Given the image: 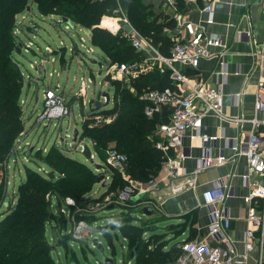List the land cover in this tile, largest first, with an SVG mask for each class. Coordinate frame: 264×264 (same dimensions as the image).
<instances>
[{"label":"built area","instance_id":"1","mask_svg":"<svg viewBox=\"0 0 264 264\" xmlns=\"http://www.w3.org/2000/svg\"><path fill=\"white\" fill-rule=\"evenodd\" d=\"M185 1L195 4L196 0ZM177 3L178 0H162L164 8L175 10ZM202 11L206 14L205 25H211L213 17L211 8L206 6ZM174 18L184 36L176 39L169 49L168 55L163 56L151 42L143 40L136 33L123 12L120 0H115V8L111 15L106 16L101 22V26L104 23L102 29L111 31L108 26H105V23L113 21L116 25L115 33L120 32L117 35L127 41L137 53L144 54V56L146 54L147 57L145 56L146 58L139 61L115 64L112 66L111 77L115 80L127 76L130 81L133 77L154 68L155 63L158 64L157 70L161 74L169 72V77L173 82L172 87L160 90H143L139 98L145 102L143 114L149 120L153 119V114L161 107L168 106L172 109L168 121L160 122L154 131V137L157 140L154 147L165 157L160 166L161 172L164 173L162 184L182 178V184L175 191H180L182 187L193 188L195 177L199 172L209 168L222 167L238 158L244 159L247 174L242 177V181L248 190L242 198V203L245 208V222L249 225V229L243 234V253L234 254L224 238V232L229 226L230 219L227 210L224 207H218L227 197L224 183L218 179L203 193L202 198L206 205L218 207L212 208L210 211V220L205 228L206 237L208 240L221 241L222 245L210 246L204 242L182 243L178 246L180 254L174 262V264H243L249 252L254 248L260 251L264 246V46H260L251 55L252 64L244 76L247 79L255 75L251 115L249 118L229 117L223 113V95L219 89L206 87L201 81L195 80L197 78L194 76L190 80L176 68V65H179L195 70L201 60H207L214 56L222 57L224 55L222 49L216 54L210 52L211 48L220 49V42L215 38L206 37L201 26L182 21L179 14H175ZM248 37V34L243 35L246 41ZM218 66V75L223 83L228 74L221 61H218ZM232 75L237 76V72H233ZM243 94L244 89H241L232 95L234 106L238 105ZM67 113L68 107L63 95L57 93L56 89H46L43 92L42 110L35 120L38 124H42L63 118ZM207 116L215 118L220 123L233 125L239 130L246 125L248 131L237 140L226 138L222 130L213 136H208L202 128V120ZM187 134L189 141L196 140L201 149L197 166L189 173L180 167L183 161L191 157L188 150L182 148V140ZM218 140H223L226 143L227 149L230 151L229 157H224L221 154L210 155V146H214ZM169 152H172L173 156L169 155ZM105 163L107 167L100 169L98 173L103 175L104 180L108 182L110 180L108 171L110 169L122 171L126 163V156L111 150L107 153ZM248 175L258 176V180L248 181ZM157 185L154 180H149L148 184L128 181L118 193L116 203L128 206L132 200L136 199L139 202L138 207L147 205L148 202L144 201V197ZM106 204L107 206L112 204V199L108 198ZM63 205L65 208L59 209V213L64 218L67 217V225L71 226L67 234L75 241H89L90 244L94 239L98 241V237L96 235L97 238L94 237L93 234L100 235L99 228L94 231L92 223L84 219L90 216L81 214L79 208L73 216L66 213L70 207L75 205L71 198L64 200ZM103 206V204H99L97 211H102ZM147 207L142 208L148 209ZM91 248H96V245L91 244Z\"/></svg>","mask_w":264,"mask_h":264},{"label":"trees","instance_id":"2","mask_svg":"<svg viewBox=\"0 0 264 264\" xmlns=\"http://www.w3.org/2000/svg\"><path fill=\"white\" fill-rule=\"evenodd\" d=\"M28 4L35 6L42 16H61L89 29L92 33L91 43L104 53L116 49L117 43L122 44L120 57L110 54L115 61L129 63L142 59V54L137 53L124 39L93 28L102 16L111 15L115 0H0V161L5 163L14 156L11 154L13 146L23 131L19 106L23 78L14 61V55L18 52L15 35L17 24L14 19ZM122 5L132 24L167 56L173 42L165 35L164 30L173 28L172 21L152 12L150 5L144 0H123ZM107 26L111 31L116 29L113 21H109ZM168 75L167 72L159 75L158 71H148L130 79L129 86L136 92L172 87L173 82ZM133 95L128 89H124L120 102L111 110L101 112L102 116L112 115L111 122H91L83 128L82 138L90 140L98 148L109 147L126 156L122 170L126 179L117 182L114 178L109 180L111 184L107 182V194L112 185L125 186L130 180L145 182L154 177L164 159L163 154L154 147L157 141L154 137L157 124L144 116L145 102ZM48 152L40 159L53 173H58V181L55 178L44 179L35 171L26 169L25 179L13 193L10 202L2 200L5 181L0 184V209L4 207V211L0 213V264H55L51 256L52 247L45 236L46 228L50 226L53 231H60L61 234L63 219L61 221L53 216L50 208L52 198H73L79 204L81 214L90 212L86 210V199L96 183L97 175L56 148ZM114 171L122 172L117 169ZM108 173L113 175L110 170ZM114 224L128 240L130 247L141 245L142 229L128 221ZM112 225L104 227L107 229L103 233L108 240L111 238L108 233L114 232ZM53 240L52 242H59V239ZM97 245L95 249L98 250ZM81 249L84 251L83 245ZM174 257L176 255L172 253L169 259H175Z\"/></svg>","mask_w":264,"mask_h":264},{"label":"rangeland","instance_id":"3","mask_svg":"<svg viewBox=\"0 0 264 264\" xmlns=\"http://www.w3.org/2000/svg\"><path fill=\"white\" fill-rule=\"evenodd\" d=\"M122 1L120 0L121 5ZM123 12L136 33L143 40L150 42L132 24L124 7ZM105 18L106 16H102L98 24L93 28L104 30L112 36L120 34V32L115 33L116 31L102 29L104 28L102 27L104 23L101 26V22ZM14 23L17 24L15 35L17 36L16 47L18 50L14 55V61L17 63L23 78L20 95V114L23 131L19 134L13 146L11 154L14 156L6 163L0 161V184L5 181L3 183L5 187L3 189L2 200L6 202H10L13 193L16 192L17 187L25 179L26 169L35 171L44 179H49L48 175L52 173L55 181L59 180L58 173H53L40 159V157L48 154V151L52 148H56L63 155L76 160L80 164H84L97 177L100 176L97 173L98 169L96 167H101V169L104 166L107 167L105 158L111 150L109 147L105 149L98 148L90 140L82 138L84 125L91 122L98 124L101 122H111L113 119L112 115H101V112L105 111L103 110V106L105 103H109L108 108H113L116 103L120 102L124 89H128L130 94H134L136 98H140L143 93V91L136 92L134 89L131 90L130 86L128 88L130 81L127 76L115 80L111 77L112 66L115 64H125L123 61H115L110 56L111 53H114L120 57L122 44L117 43L116 49L104 53L100 49H96L90 40L88 42L86 31L90 33L89 29L70 21L69 24H65L61 16H42L38 13L35 6L31 4H28L27 8L21 13L15 15ZM105 26H107V23H105ZM82 37L85 39L84 41ZM157 66L158 64L155 63L153 70H157ZM46 89H56L57 93L63 95L68 107V113L58 120L38 124L35 119L42 110L43 92ZM75 132H77L76 136ZM84 146L89 148L90 159L88 160L82 155ZM113 170L115 169H110L113 174H110L111 181L112 178L116 182L126 179L123 171L113 172ZM154 177H151L149 180H153ZM149 180L144 183L148 184ZM123 185H112L108 194L106 193L107 191L101 194L102 190L106 188H103L97 182L94 184L93 191L97 192L92 195L93 197L86 199L88 200L86 202L88 209L86 208V210L91 211L88 214L90 217L84 218L87 222L91 221L94 231L96 228L106 231L107 228L103 229V227L118 221L122 218V214L125 215L124 212H130V215L134 219L133 223L135 227L141 225L139 219L145 220L139 209L127 211L126 209L119 208L116 198L118 193L124 188ZM98 194L101 195L99 196ZM96 196L98 197L96 198ZM67 198L70 197L62 199L54 197L50 203L53 216L61 221L63 219L62 228L63 230L64 226L66 228V231L62 230L61 234L60 231H53L50 226L46 228L45 236L52 247L51 256L55 264H104L105 259H114L115 264H121V245L125 243L118 229H114V232H112L113 238L111 242L114 254L111 252L113 251L112 246L110 247L107 244L110 239L105 241L96 233L93 235L99 238L104 248L103 252L91 248V244L94 245V241L99 244L96 239L91 244L89 242L88 247H86L87 242L77 240L76 242L67 234L71 226L70 224L67 225V217L64 218L59 213V209L65 208L63 204ZM108 198L112 199V204L115 208L107 210L106 202ZM71 199L75 205L69 208V212L65 211L70 216H73L77 212L79 204L73 198ZM133 202H130L128 206H131ZM99 204L104 205L102 209L105 211L98 213L97 207ZM3 211L4 207L0 209V213ZM92 217L97 218V223L92 222L94 221ZM125 221L126 219H120L117 223L123 224L126 223ZM143 224L147 226L148 220ZM52 239H54L53 241L59 239V242H52ZM82 245L84 251L81 249Z\"/></svg>","mask_w":264,"mask_h":264},{"label":"crops","instance_id":"4","mask_svg":"<svg viewBox=\"0 0 264 264\" xmlns=\"http://www.w3.org/2000/svg\"><path fill=\"white\" fill-rule=\"evenodd\" d=\"M144 1L150 5L152 12H155L157 15L161 14L166 16L167 21H172L173 28L164 30L165 35L171 42L174 43L176 39L184 36L178 28L179 26L174 18L175 14H179L182 21L201 26L206 37L215 38L220 42L221 48H211L210 52L216 54L217 51L222 49L224 52L222 57L217 58L214 56L207 60H201L195 70L179 65H176V68L190 80L194 76L197 78L195 80L201 81L206 87L219 89L223 95L222 110L225 115L229 117L241 116L249 118L252 112L255 75L247 79L244 76L248 73L252 64L251 55L260 46H264V0H196L195 4L186 2L185 0H178L175 10L172 8H164L162 0ZM206 6L211 8L213 15L211 25H205L204 22L206 14L202 10ZM244 34L249 35L247 41L243 38ZM86 36L88 42L89 40L91 41V31L90 33L86 31ZM117 36L121 38L120 35ZM82 40L84 41L85 39L82 37ZM157 50L161 55L165 56L158 48ZM145 56L147 57L146 54ZM145 56L142 54V58ZM218 61H221L225 65L228 74L223 83L218 75ZM153 69L151 68L148 71H158ZM233 72H237V76H233ZM167 73L169 74V72ZM158 74L162 75L159 71ZM168 78H170L169 75ZM241 89H244V94L240 98L238 105L234 106L232 95ZM108 106L109 103H105L103 110L112 109L108 108ZM171 112V107H161L153 114L152 120L157 125L160 122H166ZM202 128L208 136H213L222 130L226 138L236 140L248 131L246 125L239 130L233 125L220 123L211 116H207L202 120ZM182 148L188 150L191 157L183 161L180 167L189 173L197 166V159L201 156L199 142L196 140L190 142L187 134L182 140ZM216 154H221L224 157L230 156V151L227 149V145L223 140H218L214 146H210V155L214 156ZM169 155L173 156V153L169 152ZM246 174L245 161L243 158H238L234 162L222 167L209 168L199 172L195 177L193 188L182 187L180 191H175L182 184L183 179L178 178L169 181L168 184H162L161 181L164 173L159 169V172L156 173L153 179L158 185L153 187L144 197V201L148 202L147 205L138 207L139 202L136 199L132 200L131 202L134 201L133 204L126 206V208L119 205V208L126 209L127 211L134 209L140 210L142 207L148 206L147 211L150 212L149 214H145L142 212L143 208L141 209L142 217L145 220L139 219L141 225L137 227L142 229L140 246L130 247L128 240L120 233L125 243L121 245V264H174L180 253L178 246L182 243L204 242L210 246L222 245L221 241L208 240L205 229L210 220L211 209L218 207H224L230 219L229 226L224 232V238L229 243L234 254H242L243 234L249 229V225L245 222V208L242 203V198L248 190L242 181V177ZM218 179L224 183V191L227 197L218 207L216 205L208 206L205 204L202 195ZM247 179L248 181H257L258 176L248 175ZM105 191L106 189H103L101 194H104ZM96 192L92 189L87 198L93 197L92 195ZM101 194L98 195L100 196ZM107 208L109 210L115 208V206L110 204ZM124 213L125 215L122 214V218L120 219H126V221L135 226L130 212ZM124 216L126 218H123ZM92 218L94 220L93 222L97 223V218ZM147 220L148 225L144 226L143 223ZM117 222H113L105 227L113 224L114 229H118L115 226L116 224H114ZM112 232L110 231L108 233L111 235V238L107 244L110 247L112 246L113 251L111 252L114 254V248L111 242L113 238ZM99 234L101 239L108 240L103 231L99 230ZM97 240L101 245L99 238ZM88 243L89 241H87ZM172 253L176 255V258L174 257L175 259H169ZM111 261L112 264H115L114 259H111ZM243 264H264V246L260 251L254 248L249 252Z\"/></svg>","mask_w":264,"mask_h":264},{"label":"water","instance_id":"5","mask_svg":"<svg viewBox=\"0 0 264 264\" xmlns=\"http://www.w3.org/2000/svg\"><path fill=\"white\" fill-rule=\"evenodd\" d=\"M63 22L65 24H69V20L67 19H63ZM77 132H75V136H76ZM76 138V137H75ZM82 155L88 160L90 159V152H89V148H87L86 146H84V149H83V152H82ZM98 169V171L101 169V167H96ZM49 178L53 179V174L50 173L48 175ZM97 183L101 184L103 188H106L108 186V183L104 180V176L103 175H100L97 177V180H96ZM142 212H144L145 214H149L150 212L147 211L146 208H143ZM64 230H65V226H64ZM94 245H96L97 243L94 241L93 242ZM97 248L99 250V252H103V248L100 244L97 245ZM104 264H112V261L111 259H105L104 261Z\"/></svg>","mask_w":264,"mask_h":264}]
</instances>
